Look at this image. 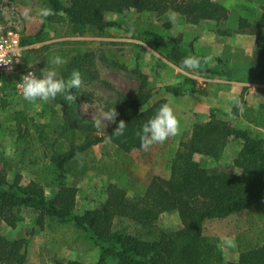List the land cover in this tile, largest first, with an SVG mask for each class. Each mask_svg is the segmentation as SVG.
<instances>
[{
    "label": "trees",
    "instance_id": "16d2710c",
    "mask_svg": "<svg viewBox=\"0 0 264 264\" xmlns=\"http://www.w3.org/2000/svg\"><path fill=\"white\" fill-rule=\"evenodd\" d=\"M48 8L54 12L43 21L41 31L33 37L22 39L23 46L42 43L49 26H65L67 39L75 37L104 38L111 29H124V22L110 21L108 14H118L124 20L132 12L156 14L166 20L164 27L171 31L173 25L166 13L173 10L191 24L214 21L218 24L230 19V10L212 0H71L66 7L60 0H48ZM241 30H250L256 46L262 54L263 66L259 70L240 72L222 58L202 66L198 73H189L204 79L223 78L228 82H242L251 78L264 83V6L259 21L253 25L248 20L240 21ZM133 38L143 45L135 46L141 52L147 48L154 51L167 50V59L178 67L185 56L204 58L195 50L194 44L186 45L183 37L168 38L157 31H131ZM85 43L68 41L43 48L49 62L55 55L66 58L62 66V77L67 80L73 71H79L82 81L95 76V60L92 52L83 48ZM119 52L123 46L113 44ZM25 57V55H24ZM24 62V60H23ZM138 72V71H137ZM244 73V72H243ZM141 85L133 96L120 97L111 108L118 113L114 126L100 135L94 124L87 122L73 103L82 95L77 88L69 90L72 100L58 96L50 100L43 112L58 115L56 106H61L62 125L48 132L25 113H17L15 122L19 130L18 144L23 151V169L35 171L36 180L28 186L22 185V176L9 182L8 173L0 169V231L2 224L16 228L22 221L23 210L37 215L38 225L44 229L70 227L86 243L100 250L97 264H264V139L252 132L240 129L230 122L220 120L215 114L206 124H197L192 137L183 141L171 166L169 179L154 177L149 182L136 183V197H129L126 190L113 185L109 188L108 200L101 209L76 213L78 190L68 186V177H84L89 165L86 155L96 147L110 143L115 148L111 158L115 166L129 168L134 163V154H148L140 147L137 133L151 119L159 107L167 103L159 100L153 105L152 92L148 89V78L138 72ZM187 83L194 81L187 79ZM184 87L167 88L168 93L181 97ZM260 103L248 111L251 124L264 128V89L258 90ZM8 107L3 102L2 108ZM49 109V110H48ZM238 115V108L234 110ZM124 121L125 134L111 137ZM232 141H239L242 149L235 161L241 173H211L196 160L197 155L219 159ZM152 148V146H151ZM39 151V154L36 151ZM50 152V155L49 153ZM152 155V154H151ZM151 158V156H149ZM31 160V165L27 161ZM49 160L47 165L45 162ZM44 167H38L39 163ZM108 163L104 161L103 167ZM47 188L51 189L50 197ZM177 212L183 223L179 231L153 232L157 221L164 213ZM245 215L246 225L236 236L239 253L237 263L227 262L219 240L205 235L208 221L227 220ZM128 218L146 235H128L115 231V219ZM28 243L24 239L10 241L0 237V264H26ZM55 264H85L78 261Z\"/></svg>",
    "mask_w": 264,
    "mask_h": 264
},
{
    "label": "rangeland",
    "instance_id": "374dc122",
    "mask_svg": "<svg viewBox=\"0 0 264 264\" xmlns=\"http://www.w3.org/2000/svg\"><path fill=\"white\" fill-rule=\"evenodd\" d=\"M48 0H0V25L13 27L18 30L21 39L36 36L42 29L43 22L37 16V10L48 7ZM64 6L70 7L71 0H60ZM217 1V0H212ZM228 6L231 16L229 21L216 23L203 21L191 24L186 18L178 15V22L168 31L156 14L132 12L129 19L124 20L118 14H108L107 19L126 24L124 29H111L104 38L65 37V26H49L46 29L42 43L25 45L24 62L16 75L6 78L0 76V169L8 173L10 183L17 176H22V185L28 186L37 178L35 171L23 169V151L25 146L18 144L19 130L15 117L17 113H25L28 118H34L41 125L48 126V132L55 131L62 125L63 108L56 106L58 113L43 111L50 106V102L25 101L16 87V83L27 72L32 71L39 75L47 67V55L43 48L55 46L68 41L83 42V48L92 52L95 60V76L79 88L82 95L75 97L73 103L79 114L87 122L93 123L100 118L99 101L103 100L108 107L115 104L120 97L135 95L141 85L138 75L143 73L148 78V89L152 92L150 105L159 100L173 107L180 121L179 134L169 137L163 144L157 143L150 148V155L135 153L134 163L127 169L120 165L115 166L109 156L115 153L112 144L106 143L96 147L86 155L89 165L88 173L84 177H68L67 184L78 190L76 213L83 214L88 210L101 209L108 200L109 188L113 185L126 190L129 197H136V183L149 182L154 177L169 179L172 161L183 141L192 137L195 125L206 124L215 114L220 120L230 122L234 126L247 130L253 135L264 139V128L251 124L248 120V111L257 108L260 99L258 90L264 89V83L247 78L242 82H228L223 78L204 79L184 71H176V66L169 60L167 50L154 51L148 47L141 52L135 46L143 45L133 38L131 31H157L168 38L183 37L186 45L194 44L195 50L203 57L212 56L210 63L222 58L229 65L241 71L240 77L247 75V71L259 70L263 66L262 54L256 46L255 38L250 30H241L240 21L248 20L255 25L260 18L264 0H220ZM113 44L123 46L119 52ZM144 46V45H143ZM60 74L62 69L59 70ZM138 71V72H137ZM244 72V73H243ZM192 79L194 84L187 83ZM183 86L185 93L175 97L166 91L167 88ZM3 102L8 107L2 108ZM199 109H198V107ZM238 108V115L234 110ZM49 110V109H48ZM201 111V112H198ZM95 112V114H94ZM114 123L105 121L100 135L106 133ZM242 144L232 141L224 150L219 159L197 155L196 160L211 173H241L235 167ZM36 153L39 154L37 150ZM50 155V152H48ZM152 154V155H151ZM151 156V158L149 157ZM106 161L108 165L103 167ZM31 160L27 164L31 165ZM49 164V160L45 162ZM38 167H44L40 162ZM51 189L47 188L50 197ZM22 221L16 228L2 224L0 237L15 241L24 239L28 243V257L26 264H55L58 261H78L85 264H97L100 250L82 240L70 227L57 229H42L37 223V215L30 210H23ZM246 216H233L227 220L208 221L205 224V235L210 239L219 240V245L225 260L229 263L239 261L236 245L237 234L246 225ZM115 231L128 235H146L133 221L128 218L115 219ZM183 223L177 212L164 213L157 221L153 232L179 231ZM108 264H117L110 261Z\"/></svg>",
    "mask_w": 264,
    "mask_h": 264
},
{
    "label": "clouds",
    "instance_id": "9594fccd",
    "mask_svg": "<svg viewBox=\"0 0 264 264\" xmlns=\"http://www.w3.org/2000/svg\"><path fill=\"white\" fill-rule=\"evenodd\" d=\"M54 12L51 8L42 7L37 10V16L41 22L45 21ZM168 21L172 25L178 22V13L169 10L166 13ZM213 57L200 58L195 55L185 56L180 65L175 68L176 71H186L190 73H198L202 70L204 64L209 63ZM67 63L65 57L55 55L47 63V67L42 69L37 75L35 72H29L21 77V80L16 83V87L25 101L46 102L55 100L58 96H65V99L72 100L73 96L69 94L72 88L79 89L82 84V78L79 71H73L71 77L65 80L60 74V69ZM95 112L99 111L100 118L95 119L94 127L98 133L102 132L105 121L116 123L118 113L115 108H110L101 100L98 108L94 106ZM94 112V114H95ZM127 125L124 121L118 123L112 135H109L108 141L111 137H119L125 134ZM180 121L175 113V110L168 103L162 104L156 111L155 115L143 124L142 129L137 133L140 138V147L144 151H148L154 144H163L169 137L179 134Z\"/></svg>",
    "mask_w": 264,
    "mask_h": 264
},
{
    "label": "built area",
    "instance_id": "2783aa9c",
    "mask_svg": "<svg viewBox=\"0 0 264 264\" xmlns=\"http://www.w3.org/2000/svg\"><path fill=\"white\" fill-rule=\"evenodd\" d=\"M24 55L25 48L18 30L0 25V76L10 78L16 75Z\"/></svg>",
    "mask_w": 264,
    "mask_h": 264
},
{
    "label": "crops",
    "instance_id": "0c3cea01",
    "mask_svg": "<svg viewBox=\"0 0 264 264\" xmlns=\"http://www.w3.org/2000/svg\"><path fill=\"white\" fill-rule=\"evenodd\" d=\"M214 2L220 3V4L224 5V6L227 7V8H230V7H228V6H231V4L223 3V2L220 1V0H217V1H214ZM260 15H261V13H260ZM197 107H198V106H197ZM198 109H199V107H198ZM198 112H201V111H198Z\"/></svg>",
    "mask_w": 264,
    "mask_h": 264
}]
</instances>
